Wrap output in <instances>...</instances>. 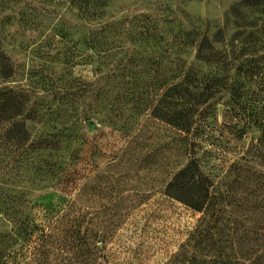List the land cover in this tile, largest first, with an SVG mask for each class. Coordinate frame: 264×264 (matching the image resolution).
<instances>
[{
  "label": "rangeland",
  "instance_id": "374dc122",
  "mask_svg": "<svg viewBox=\"0 0 264 264\" xmlns=\"http://www.w3.org/2000/svg\"><path fill=\"white\" fill-rule=\"evenodd\" d=\"M247 1L0 0V264H193L214 254L209 230L239 256L228 213L206 229L202 213L165 195L193 155L160 117L171 122L168 90L179 65L197 61L199 35L220 40L228 61H264V42L245 57L231 43L262 24ZM243 18L256 27L239 35ZM262 83V93L250 85L264 99ZM228 103L223 92L205 105L213 124L190 138L216 181L247 160L264 173L245 154L260 132L238 139Z\"/></svg>",
  "mask_w": 264,
  "mask_h": 264
},
{
  "label": "trees",
  "instance_id": "16d2710c",
  "mask_svg": "<svg viewBox=\"0 0 264 264\" xmlns=\"http://www.w3.org/2000/svg\"><path fill=\"white\" fill-rule=\"evenodd\" d=\"M246 6L258 9L263 17L258 30L247 31L244 39L232 40L233 45L236 42L242 44L240 57L249 55V52L247 53L249 49L255 53L254 49L257 45L264 42V0H248ZM239 27L242 29V32H239L241 35L246 29L255 28L256 23L250 25L244 19V23H240ZM222 35V31L217 34L221 38ZM199 36V41L195 43L197 61L188 66L179 65L175 81L168 90L173 93L175 99V110L171 122L168 121L166 114L160 117L180 132V142L184 153L193 155L187 165L179 170L167 184L165 195L202 213L204 217L201 221L206 223L204 224L206 229H211L213 224L221 223L224 213L229 214V219H224L222 223L232 224L235 237L231 238L239 251V256H226L214 247V234H211L209 230L203 239L210 241L214 254L207 257L206 261L200 262L194 259L193 264H255L264 256V173L254 169L250 165L251 161L247 160L245 165L230 166L229 175L225 176L224 180L216 181L213 174L204 171L202 159L195 156L190 138L196 137L199 129L213 124L204 115L203 108L218 94L225 92L229 96V111L232 113V119L235 120L232 121L234 135L241 139L252 127L260 132L257 143L252 145L245 154L253 155L252 160H256L254 163L264 168V99H261L259 95L263 91L259 87L263 88L264 61H255L254 58L250 61L249 59L228 61L226 52H221L214 46L215 42L220 40H210L206 33ZM204 66H214L218 71L213 75L206 74L202 71ZM252 82L258 86L259 93L251 91L253 87L250 83ZM164 96L163 103L168 94ZM0 98L5 103V100H9V94L0 92ZM20 104L18 103L16 107L17 111H14L16 115L22 113L21 108L18 109ZM224 119H227L226 115ZM246 220H254L255 223L252 227L241 229L240 224ZM251 241L257 247L262 246L258 247L260 255H255L253 251L251 252L253 254L246 251L249 250L247 247Z\"/></svg>",
  "mask_w": 264,
  "mask_h": 264
},
{
  "label": "water",
  "instance_id": "95a60500",
  "mask_svg": "<svg viewBox=\"0 0 264 264\" xmlns=\"http://www.w3.org/2000/svg\"><path fill=\"white\" fill-rule=\"evenodd\" d=\"M88 125H89L91 131H94L95 128L97 127V125H96V123L94 121H89Z\"/></svg>",
  "mask_w": 264,
  "mask_h": 264
}]
</instances>
